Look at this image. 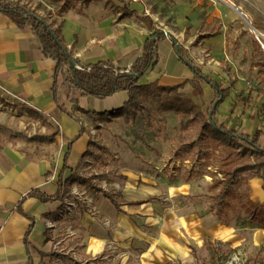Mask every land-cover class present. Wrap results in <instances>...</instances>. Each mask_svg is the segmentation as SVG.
Wrapping results in <instances>:
<instances>
[{
  "label": "rangeland",
  "instance_id": "obj_1",
  "mask_svg": "<svg viewBox=\"0 0 264 264\" xmlns=\"http://www.w3.org/2000/svg\"><path fill=\"white\" fill-rule=\"evenodd\" d=\"M11 1L45 18L47 24L61 20L54 13L56 5L53 0ZM67 1L59 0V4ZM111 1L119 6L118 12L127 6L129 11L151 18L156 30L166 32L174 39L187 62L199 66L213 83L228 90V96L218 105L213 123L234 128L238 134L252 135L257 129L264 134V51L255 36L258 32L264 37V0ZM103 3L101 0L89 13L98 14L100 7L105 9ZM79 4L74 2L73 7L82 8ZM108 11L117 20V13ZM65 20L69 35L78 24L74 12L68 13ZM114 24L110 20V26ZM124 24L131 34L125 37L128 51L114 65L128 69L140 55L144 38H149L152 33L135 17L126 18ZM95 57L90 59H97ZM190 71L182 65L176 70V77L185 82L179 92L191 100H200L211 85L197 79ZM160 74V67H155L139 83L149 84L160 78ZM64 90L66 92V88ZM123 94L125 97L117 104L109 101L113 106H109L107 112L123 106L129 93ZM134 96L150 110V127L140 123L137 131L121 118L109 123L99 122L98 128L85 126V133L93 142L89 150L95 151V144L107 148L112 155L97 150L103 155L104 163L92 161L81 171L80 176L87 178L93 188L79 183L74 186L71 196L76 201L72 202L70 215L68 219L60 218L53 233L58 250L71 254L78 264H86L84 258L87 256L91 260L100 258L102 264H153L158 258L162 264H254L258 258L263 260L260 248L255 251L246 249L250 232L241 234L239 229L251 227L242 212L228 213L225 222L213 217L215 204L212 195L220 188L213 187V182L220 179L214 166L220 150L205 146L208 154L203 159L200 158L203 153L198 155L197 150L185 153L183 144L190 131H180V113L161 109L151 97L142 93H134ZM247 96L251 99L243 101ZM215 100L216 97L212 102ZM1 108L0 124L15 131L19 129L24 136H27L25 131L33 136L34 127L28 124L31 118L13 116L9 111L16 108L18 114L24 109L13 105ZM27 113L35 117L33 113ZM3 141L7 140L0 138V143ZM101 172L123 176L125 180L114 178L102 182L97 177ZM99 187L106 193L122 192L123 198L119 200L121 213L117 214L98 192L95 193ZM232 188L235 192L242 190L235 184ZM76 202L87 208L86 214L79 213ZM67 209L68 205L64 203L63 211ZM198 219L209 228L215 222L221 231L234 229L241 244L235 248L206 234H192L189 229L196 226ZM71 235L83 244V251L75 247L74 241L70 245L67 238ZM170 239L178 250L173 255L163 249ZM98 244H101L100 250L93 252ZM89 248L91 251H87ZM89 264L96 263L90 261Z\"/></svg>",
  "mask_w": 264,
  "mask_h": 264
},
{
  "label": "crops",
  "instance_id": "obj_2",
  "mask_svg": "<svg viewBox=\"0 0 264 264\" xmlns=\"http://www.w3.org/2000/svg\"><path fill=\"white\" fill-rule=\"evenodd\" d=\"M100 1L88 5L82 4V8L72 6L60 18L64 21L62 35L67 49L80 64L107 60L114 65L116 61L122 60L128 51L125 46V37L131 34L125 29L124 23L126 18L135 16L113 11L105 7L104 3L105 9L100 7L98 14L89 13ZM114 6L119 8L115 4ZM124 7L127 8V6ZM76 9H80L81 13H77ZM108 10L117 13L119 16L117 20ZM72 11L78 24L75 30L67 35L65 18ZM135 19L138 20L136 17ZM110 20L116 24L110 26ZM146 29L152 33L147 26ZM163 33L164 38L157 44L158 62L153 67V69L160 67L161 77L159 76L160 78L153 82L163 86L181 84L184 80L176 77L175 73L180 65H185L179 61L174 39L166 32ZM146 39L145 37L143 43ZM160 45L163 46L162 50ZM92 56H96L97 59H90ZM54 73L55 62L42 55L40 41L34 32L30 29H18L6 16L0 14V98L9 105L25 110L18 111L17 114L16 108L9 109L13 116L31 118L28 124L34 127L32 135L54 136V143L51 144H24L20 141L0 143L2 147L0 150V264H61L65 262L58 257L53 258L52 253L68 255L76 262L71 254L58 250L55 245L57 240L53 235L60 218L68 219L70 215L72 202L76 201L71 196L76 184L72 183L68 186V193L61 201L42 203L35 198L27 197V194L34 189L53 195L58 177L62 176L64 180L69 178L82 155L91 147L88 146L92 141L87 133L85 131L80 133L82 128L88 127L85 116L68 99L67 91L64 90V79L60 76L55 78ZM184 85L185 83L182 88ZM123 93L126 92L120 91L102 99L92 96L78 97V108L88 112L101 113L103 110L107 112V108L113 106L109 101L117 104L125 97ZM215 96V91L210 87L203 92L200 100L192 101L204 111ZM71 98L75 99L76 96L71 95ZM59 105L63 106L65 111L60 110ZM1 107L0 104V109ZM27 111L40 116L49 127L44 126L39 119L28 114ZM17 131L21 132L19 129ZM25 133L28 137L31 136L29 132L25 131ZM260 143L264 146V134L260 137ZM262 185L263 181L260 178L248 180L249 199L254 204L264 206ZM98 194L101 195V193ZM94 197L97 199V196ZM105 200L117 214L121 213V210L117 211L107 199ZM64 203L68 205L66 211H63ZM78 204L76 202L79 213L86 214L88 210L81 213ZM189 230L193 232L192 234L209 235L215 240L228 243L231 247L237 248L241 244L234 229L221 231L222 229L215 222H212L209 228L203 220L198 219L196 226ZM239 230L241 234L250 232L247 234L249 239L245 242L247 250L255 251L259 248L262 250L263 260L258 258L254 260V264H264V229L246 226ZM73 237L74 235H71L67 238L70 239V245L74 241L75 247L83 251V244ZM172 241L167 242L163 247L164 251L170 255L178 251ZM100 245H96L93 252L99 251ZM87 251H91L90 248ZM84 259L86 264L90 261L96 264H98L97 261L100 262V258L91 260L87 256ZM159 260L153 264H162Z\"/></svg>",
  "mask_w": 264,
  "mask_h": 264
},
{
  "label": "trees",
  "instance_id": "obj_3",
  "mask_svg": "<svg viewBox=\"0 0 264 264\" xmlns=\"http://www.w3.org/2000/svg\"><path fill=\"white\" fill-rule=\"evenodd\" d=\"M53 1L56 5L54 13L57 17L62 18L73 6L74 2L88 5L98 0H69L63 4H59V0ZM104 6L113 11L118 9L110 0H105ZM121 11L133 14L152 31L151 36L143 43L140 56L134 60L129 69L115 68L107 60L80 64L78 60L73 58L64 42L62 35L64 21L62 19L58 23L47 24L45 18L36 15L25 6L11 0H0V14L6 16L18 29L32 30L40 41L42 55L54 60V77L60 76L64 79L67 97L76 109L85 116L88 127L94 126L98 128L99 122L109 123L117 118H121L124 123L130 125L134 130L138 128L140 123L150 127L152 121L151 112L135 98L134 93H142L146 97H151L163 110L177 111L181 115L180 131L186 133L190 131L187 142L183 144L185 153L197 150L196 153L198 155L203 153V156L200 157L203 159L208 154L204 150L205 146L211 145L215 150H220L214 166L215 173L220 176V179L213 182V187L220 186V188L217 193L212 195V201L215 204V208L212 210L213 216L219 221L225 222V217L228 213L238 214L242 212L245 215V219L249 221L251 228L264 229V206L254 204L249 199L248 190V180L252 178L262 179V187L264 189V146H261L260 143V137L263 133L257 129L252 135L238 134L234 128L229 129L222 124L217 126L213 123L212 119L217 113L218 105L228 96V90L222 89L220 85L213 83L199 66L187 62L178 49L179 61L191 70L194 77L204 82H209L215 91L216 100L206 110H201L190 98L179 92L185 82L172 86L159 85L157 82L140 84V79L149 70L153 69L158 62L157 44L164 38V33L155 29L154 23L148 16H141L135 11H129L126 7ZM76 12L81 13V10L76 9ZM74 65H77L79 69L75 68ZM120 91L128 92L129 98L117 110L96 113L78 108V97L92 96L102 99ZM71 95L76 96V98L72 99ZM248 99H251L250 96L244 98L243 101ZM0 104L4 107L10 106L1 98ZM59 109L65 111L61 105H59ZM34 116L44 126L49 127L40 116L36 114ZM84 131L85 129L82 128L80 133ZM0 138H5L8 142L54 143V136L52 135L27 137L3 125H0ZM138 138L141 140V136ZM91 145H93V142H89L88 146L90 147ZM94 146L96 150L93 152L87 150L82 155L69 178L64 180L62 176L58 177L56 191L53 195L34 189L27 194V197L35 198L42 203L61 201L68 193V186L72 183H79L92 190L93 187L88 184V179L80 176L81 171L88 167L92 161L94 163H104L103 155L97 150H104L112 155L107 148H101L95 144ZM66 158L67 154L65 155ZM97 177L102 182L111 181L114 178L124 180L123 176H115L110 172H101ZM234 184L236 187H242V190L235 192L232 188ZM94 191L101 193L103 198L107 199L117 211H120L119 200L122 198L120 191L106 193L100 187ZM78 207L81 213L87 211L81 204H78ZM27 236L28 232L25 235L26 239ZM51 255L53 258L58 257L65 262L78 264L68 255L54 253ZM97 263L100 264L99 261Z\"/></svg>",
  "mask_w": 264,
  "mask_h": 264
},
{
  "label": "built area",
  "instance_id": "obj_4",
  "mask_svg": "<svg viewBox=\"0 0 264 264\" xmlns=\"http://www.w3.org/2000/svg\"><path fill=\"white\" fill-rule=\"evenodd\" d=\"M255 36H256V40L258 42V44L260 45L261 49L264 51V37L259 34L258 32H255ZM75 68L79 69L78 66L74 65Z\"/></svg>",
  "mask_w": 264,
  "mask_h": 264
},
{
  "label": "water",
  "instance_id": "obj_5",
  "mask_svg": "<svg viewBox=\"0 0 264 264\" xmlns=\"http://www.w3.org/2000/svg\"><path fill=\"white\" fill-rule=\"evenodd\" d=\"M239 15L240 16H242L243 17V19L247 22V24L250 26V28L253 30V27H252V25L245 19V17L243 16V14L242 13H239ZM254 32H255V30H253Z\"/></svg>",
  "mask_w": 264,
  "mask_h": 264
}]
</instances>
